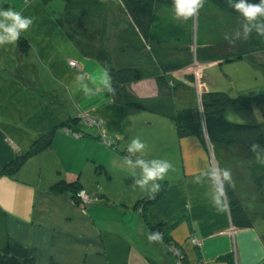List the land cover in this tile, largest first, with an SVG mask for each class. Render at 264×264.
Here are the masks:
<instances>
[{
    "label": "crops",
    "instance_id": "crops-1",
    "mask_svg": "<svg viewBox=\"0 0 264 264\" xmlns=\"http://www.w3.org/2000/svg\"><path fill=\"white\" fill-rule=\"evenodd\" d=\"M0 8H13L35 18L28 32L21 35L29 47L24 53L17 49V42L0 48V168L27 150L41 134L53 131L50 147L31 157L34 166L27 167L24 176H0V264H176L171 246L181 250L185 264H264V199L256 188L262 176L258 162L254 161L261 174L247 178L246 185L250 194H255L259 208L254 212L245 208L251 225L238 227L229 209L217 212L212 207L213 187L207 176H201L202 183H193L196 176L213 167L212 160L218 166L204 139L194 135L178 137L174 123L167 121L170 118L123 104L114 93L105 91L101 62L84 55L58 23L63 0H0ZM116 28L138 38L126 17ZM181 56L184 59L186 54ZM68 59L78 66H70ZM242 62L246 83L252 88L250 76L255 68L245 59ZM113 66L149 69L144 55L135 51L128 60H114ZM179 73L168 75L176 84L174 108H193L190 102L194 98L187 95L184 102L178 98L180 90L192 94L191 82L176 81L175 74ZM78 74H84L83 81L76 79ZM203 81L208 88L205 78ZM84 83L100 91L86 97L78 91ZM213 84L218 86L217 81ZM216 87L213 88L217 90ZM131 89L143 102L159 100L153 77L131 84ZM79 114L98 120L95 126L82 125L85 136L65 131V124L79 118ZM103 133L106 142L114 139V149L103 142ZM136 136L147 144V150L143 156L131 155L133 162L159 158L173 165L160 182L164 185L162 196L146 207L145 218L140 202L148 194L134 185L141 170L125 163L128 144ZM82 154L89 172L91 163L104 167V171L100 170L104 175L100 176L107 191L103 188L100 193L103 198L98 206L104 209L100 213L91 203L81 208L67 191L49 190V176L46 183L28 179V174L36 170L45 176L55 167L58 172L67 167L60 180L77 181L86 191L82 179L75 174L80 166L74 158L78 155L83 160ZM229 187L242 202L237 196V190L242 188L235 184ZM151 231L161 232L162 241L149 243L147 234ZM192 237L199 245L190 241Z\"/></svg>",
    "mask_w": 264,
    "mask_h": 264
},
{
    "label": "trees",
    "instance_id": "trees-1",
    "mask_svg": "<svg viewBox=\"0 0 264 264\" xmlns=\"http://www.w3.org/2000/svg\"><path fill=\"white\" fill-rule=\"evenodd\" d=\"M63 1L64 10L58 23L84 55L96 58L109 70L117 101L173 119L178 137L194 135L201 140L207 137L213 149L216 146H238L251 152L252 143L264 148V125L261 124L264 119V96L232 97L223 91H209L204 83L206 92L201 95V117L196 106L181 110L174 108L172 98L176 84L168 75L186 71L194 61L205 66L219 61L245 59L254 68H264V38L256 36L255 32L248 40L229 42L223 38L225 33L232 36L237 30L242 34L241 26L244 24L239 14L227 6L226 0H207L199 14L187 21L174 18L172 0H120L117 5L101 0ZM253 2L258 3L259 0ZM122 17L129 20V27L138 38L129 35L125 29L121 32L117 30ZM140 41L142 45L138 46ZM28 48L26 40L21 37L17 41V49L24 53ZM134 51L144 55L149 69L135 66L117 69L113 66L118 58H132ZM183 53L186 54L184 59L181 56ZM170 55L171 60H168ZM151 77L158 85L159 100L147 103L132 91L131 84ZM186 79L192 82L193 76ZM82 125L85 123L77 117L65 124L71 129L70 134L85 136ZM52 135V130L41 134L27 150L0 168V176H13L28 158L49 148ZM80 188L77 181L60 180L51 190L55 193L60 190L75 192ZM226 190L234 225L250 226L252 219L242 202L228 185ZM163 192L164 185L161 184L154 199L148 196L140 202L144 218L146 207L156 203Z\"/></svg>",
    "mask_w": 264,
    "mask_h": 264
},
{
    "label": "rangeland",
    "instance_id": "rangeland-1",
    "mask_svg": "<svg viewBox=\"0 0 264 264\" xmlns=\"http://www.w3.org/2000/svg\"><path fill=\"white\" fill-rule=\"evenodd\" d=\"M243 63L244 62L242 61H232V62H221V63L212 64L210 67L204 65L200 67H196L201 69L204 66L202 69L203 71L202 74H200V69H196L195 67L194 69L191 70L187 69L188 72L190 71L192 72L191 75L193 76L194 83L191 82L192 94H190L186 90L185 92L183 90H180L178 98L181 100V102L185 101L187 95H188L187 98L188 97L194 98V100L191 101L190 103L192 104V106L197 107L199 117H201L202 115H201L200 104L202 97L200 91L206 92V88L204 87L203 84L204 82L201 84L203 78H205V81L210 85L208 86L209 91H215L214 88L216 87V85H214L213 82L217 81L218 83V86L216 87L217 90H221L232 97L242 96V95L264 96V68L260 66H257L255 68L254 74L250 76L251 78L250 82L251 84H254V87L249 88L250 86L247 85L246 83L248 81V77H246L244 74L245 65ZM188 76H190L189 73L187 74L185 72L183 73L181 72L179 74H175V79L176 81H183ZM198 76L200 77V79H198ZM195 78L197 80V83L195 81ZM167 121H171L172 123H174V126L176 128V122L174 120L170 119ZM261 124L264 125V119L261 120ZM95 125L97 124L94 123L89 126H95ZM78 135L82 136L83 134H77V136ZM101 135L103 136V139H105V134L103 133ZM204 142L206 143V147H208L207 149L211 153L212 159L214 157L215 161L218 164V166L217 165L215 166V163L212 160V166L221 169L227 168L231 170L233 183L235 185L240 186V188H242V191L241 189L237 190V192L239 191L238 192L239 195L237 194V196L241 197L242 203L247 210H249L250 212H254V210L256 211L259 208V206L257 205L258 200L254 199L256 198L254 197L255 194L254 195L250 194L251 191L248 190L249 186L246 185V180L247 178L254 177L255 174H261L262 172L261 174L262 176L260 177V179L257 180L258 184H256V188L260 192L262 199H264V166L259 164L260 165L259 169H261L262 171L258 172L259 169L257 170L255 167L254 161H256V159L254 154L252 152L245 151L243 148H241L243 151L242 153H240L241 150L240 147L238 146L228 147L227 150L225 148H224L225 150H222L218 146H216L213 149L214 146H212V144L208 141L207 137H204ZM114 145H115L114 139H110L107 141L106 146H108V148L114 149L115 147ZM58 153L60 155L61 160H63V157L61 156V152L58 151ZM261 154H264V152H262ZM29 159H31V157L28 158L27 160ZM82 159L83 160H80L78 155L76 158H74V162H76L80 166L77 167L75 174L76 176H79L82 179L86 191L80 188L75 192L74 191L71 192L69 190L67 192L70 194L73 201L81 208H84L86 205H89L91 203L94 206V208L100 213V211L102 212V210H104L98 206L102 202V198H103L102 195L100 196V193L103 188H105V191H107V188L105 187V182L101 180V176H100V174L104 175V172L100 173V170L104 171V167L100 165L95 166V164L92 165L91 163V167H90L91 171L89 172L88 171L89 164L85 162L86 160L85 154H82ZM31 161L32 159L29 160L28 164L26 163L25 165H23L15 174H18V176H24L28 171L27 167L34 166V164ZM50 168L52 167L50 166ZM65 169H67V167H64L62 171L58 172L57 167H55L54 170L51 169V171L47 173L48 175L45 176H41L40 174H38V170H36L35 172L33 173L31 172L30 174H28V179H30L31 181L36 180L38 182L44 181V183H46L45 178L49 176L47 181V188L51 190V187L57 184L58 182L57 180H60V177L64 175V173L66 172ZM44 170L45 169L43 168V172ZM94 170H97V173ZM92 171L94 172V174H92ZM90 175H93V177H90ZM29 176L33 178V180ZM50 179L52 180V183H50L51 182ZM94 182H98V186H94ZM120 182L122 184H125V182L123 181ZM229 188L231 189V187ZM113 189L116 190L115 187ZM82 190H84L86 193L84 197L81 196ZM63 191L65 190H60L58 193H62ZM118 204H120V201H117L116 205L118 206ZM100 220L103 219L100 218ZM170 253L172 254L173 258L176 261L177 257L172 252Z\"/></svg>",
    "mask_w": 264,
    "mask_h": 264
},
{
    "label": "clouds",
    "instance_id": "clouds-1",
    "mask_svg": "<svg viewBox=\"0 0 264 264\" xmlns=\"http://www.w3.org/2000/svg\"><path fill=\"white\" fill-rule=\"evenodd\" d=\"M206 3L207 0H172L174 18L187 21L197 16ZM226 3L230 9L239 14V17L244 20V24L241 26L242 34L239 30L235 31L232 36L225 33L223 37L225 40L229 42L238 39L248 40L253 32L256 33V36L264 38V0H259L258 3L253 2V0H226ZM34 21V17L25 16L22 11L13 8H0V48L16 44L21 35L27 33L32 27ZM76 79L83 81L84 74L76 75ZM101 84L105 91L114 93L112 79L106 67L102 69ZM78 91H82L86 97H91L96 95L100 89L90 88L87 83H84ZM146 150L147 144L139 136L132 138L127 147L129 156L125 157V163L141 170L140 178L134 181V185L142 193H147L149 198L154 199L161 189L160 182L172 170L173 165L170 161L159 158L151 160L140 158L136 159L135 162L130 159V156L135 154L143 156ZM250 151L254 154L256 161L264 165V157L261 155L264 148H261L258 143H252ZM201 176H207L211 181L213 187L212 207L217 212L226 211L230 207L226 185L234 186L231 170L211 167L207 172L196 176L193 183H202ZM162 239V233L159 231H151L147 234L149 243H159Z\"/></svg>",
    "mask_w": 264,
    "mask_h": 264
},
{
    "label": "built area",
    "instance_id": "built-area-1",
    "mask_svg": "<svg viewBox=\"0 0 264 264\" xmlns=\"http://www.w3.org/2000/svg\"><path fill=\"white\" fill-rule=\"evenodd\" d=\"M68 64L70 65V66H72V67H76L77 66V63L74 61V60H72V59H68ZM200 66H202V64L201 63H199V62H197V61H194L189 67H188V70H191V69H194V67L196 68V67H200ZM204 67V66H203ZM203 67L200 69V68H196V69H200V74L202 73V69H203ZM182 73L183 72H185V73H189V75H191L192 74V72L190 71V72H188L187 70L186 71H181ZM200 76V75H199ZM198 76V79H200V77ZM195 81H196V83H197V80H196V78H195ZM193 82V81H192ZM194 83V82H193ZM203 83V81L201 82V84ZM204 84V83H203ZM197 86V85H196ZM204 87H205V85H204ZM202 92H204V91H200V94L202 95ZM79 119H80V121L81 122H84L85 124H87V125H91V124H97L98 125V120L97 119H95V118H93L92 116H90V115H88V114H82L80 117H79ZM65 131L67 132V133H69L70 131H69V129H65ZM72 135H74V136H77V134L76 133H73ZM103 142L105 143V140L103 139ZM106 144V143H105ZM86 193H85V191L84 190H82L81 191V196L82 197H84V195H85ZM190 241L193 243V244H195V245H199V242L196 240V238H193L192 237V239H190ZM170 252H172L177 258H176V264H185L184 263V257H183V254H182V252H181V250H179L176 246H171L170 247ZM197 264H204V263H197Z\"/></svg>",
    "mask_w": 264,
    "mask_h": 264
},
{
    "label": "water",
    "instance_id": "water-1",
    "mask_svg": "<svg viewBox=\"0 0 264 264\" xmlns=\"http://www.w3.org/2000/svg\"><path fill=\"white\" fill-rule=\"evenodd\" d=\"M229 62H232V60H230ZM218 63H221V61H219Z\"/></svg>",
    "mask_w": 264,
    "mask_h": 264
}]
</instances>
